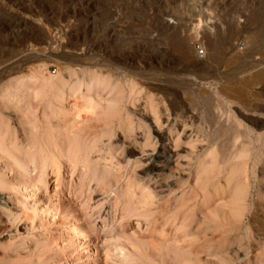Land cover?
<instances>
[{
  "label": "rangeland",
  "instance_id": "rangeland-1",
  "mask_svg": "<svg viewBox=\"0 0 264 264\" xmlns=\"http://www.w3.org/2000/svg\"><path fill=\"white\" fill-rule=\"evenodd\" d=\"M216 4L0 0V264H264V0Z\"/></svg>",
  "mask_w": 264,
  "mask_h": 264
},
{
  "label": "bare ground",
  "instance_id": "bare-ground-1",
  "mask_svg": "<svg viewBox=\"0 0 264 264\" xmlns=\"http://www.w3.org/2000/svg\"><path fill=\"white\" fill-rule=\"evenodd\" d=\"M212 1H214V3H215V5H217L216 4V2H217V0H212ZM224 11V10H223ZM198 12V11H197ZM244 12V11H243ZM195 17V16H194ZM198 18V17H197ZM164 21V20H163ZM200 21H201V19H200ZM10 22H11V20H10ZM164 22H169V20L168 21H164ZM17 23H18V20H17ZM20 23V22H19ZM160 23H162V22H160ZM200 23H202V22H200ZM87 24V23H86ZM168 24V23H167ZM19 25V24H18ZM18 25H16L15 23H6V22H4V25L3 26H5V27H18ZM164 25V24H163ZM227 26V25H226ZM229 26V25H228ZM160 27V26H159ZM230 27L231 26H229V32H231V34L233 33L231 30H230ZM215 28V27H214ZM217 29H218V27H216ZM236 29V28H235ZM239 28H237V30H238ZM204 30V29H203ZM234 31V30H233ZM76 32V31H75ZM241 36V35H240ZM234 37V36H233ZM178 38V37H177ZM213 38V37H212ZM176 41V40H175ZM184 43H186V42H184ZM210 43V42H209ZM232 43V42H231ZM179 44H183V42H181V43H179V42H177V43H174V48H179ZM212 44V43H211ZM216 44V43H215ZM122 45V44H121ZM217 45V44H216ZM102 46V45H101ZM106 47L105 48H108L109 46H107V45H105ZM134 46V45H133ZM171 46V45H170ZM186 46V45H185ZM184 47V46H183ZM223 47V46H222ZM134 48H135V52L136 51H140V52H142V55H141V60H140V63H144V65L145 64H147V65H152L159 57H155V56H153V55H150L149 53H147L148 51V49L147 48H149L148 47V43H142V44H140V45H137V47H135L134 46ZM181 48V47H180ZM109 49V48H108ZM108 49H106V50H108ZM231 49H232V47H231ZM133 50V49H132ZM157 50V52L160 54L161 53V51L163 50V48H158V49H156ZM233 50V49H232ZM234 51V50H233ZM220 52V51H219ZM147 53V54H146ZM184 53V52H183ZM182 53V54H183ZM116 55V54H115ZM161 55V54H160ZM165 55V54H164ZM187 56V55H186ZM234 56V55H233ZM236 56V55H235ZM240 56H242L241 58L245 61V63H244V65L241 67H239V68H236V69H233L231 72L233 73V71H234V74L236 75H244L243 76V78H247V77H250L252 80L253 79H257V81L259 80V81H261V80H263V78H264V68H262V69H258L257 70V68H259L260 66H262L261 64L263 63H254L253 62V60H251V58H252V55H251V53L249 52V53H247V51H246V53L243 55V54H241ZM240 56H237V57H239L240 58ZM124 57H123V55H121L120 54V56H119V59H123ZM161 59V58H160ZM245 59H248L249 61L247 62V60H245ZM264 61V60H263ZM261 62V61H260ZM159 63V62H158ZM156 64V63H155ZM165 65V64H164ZM194 65V64H193ZM154 66V65H153ZM161 66V65H160ZM199 67V66H198ZM219 69V68H218ZM215 75V74H214ZM218 75H216V79L214 78V80L216 81V83H219L221 80L219 79L220 77H217ZM220 76V75H219ZM212 77V76H211ZM212 79V78H211ZM220 80V81H219ZM51 82V81H50ZM254 82V81H253ZM215 83V84H216ZM220 84H221V82H220ZM223 85V84H222ZM50 87V86H49ZM264 90V89H263ZM64 91V90H63ZM264 93V92H263ZM263 93H261V92H258V93H256L255 94V96H254V100H262V98L264 97V94ZM233 95V94H232ZM237 95H240V94H237ZM236 96V95H235ZM241 96V95H240ZM57 97H58V94H57ZM248 106H249V104H248ZM256 106V105H255ZM207 108V107H206ZM259 108V110H260V107H258L257 106V109ZM249 109V108H248ZM251 110H253V109H251ZM253 111H257V110H253ZM262 114V113H261ZM257 116V115H256ZM260 122V121H259ZM218 123V122H217ZM219 125V124H218ZM231 125V124H230ZM223 127V126H222ZM221 126H219V128H217V129H215L216 131H215V133H214V135H213V143H214V145L215 144H220V142H219V139L222 137V136H225V135H227L228 134V131H230V130H227V129H224V127L222 128ZM226 128V127H225ZM243 133V132H242ZM240 134V133H239ZM238 136V135H237ZM262 136V135H261ZM263 137H264V135H263ZM256 138H258V137H256ZM224 142V141H223ZM228 142V141H227ZM255 142V141H254ZM253 142V143H254ZM259 142H261L260 144H261V147L262 146H264V138H260L259 137ZM252 143V144H253ZM221 144H222V142H221ZM221 144H220V146H221ZM256 145V144H255ZM259 144L257 143V146H258ZM220 146H218V147H220ZM220 148H222V147H220ZM224 148H225V146H224ZM218 149V148H217ZM254 149V148H253ZM257 150H258V147H257ZM264 150V149H263ZM249 151V150H248ZM256 151V150H255ZM248 153V152H247ZM249 154H250V152H249ZM248 154V155H249ZM247 155V156H248ZM246 156V155H245ZM246 156V157H247ZM255 156V155H254ZM55 158V157H54ZM248 159H249V157H248ZM56 160H57V158H56ZM246 160V159H245ZM254 160V159H253ZM255 160L257 161V162H261V161H263L264 160V158H263V156L262 155H259V153H257V156L255 157ZM247 161V160H246ZM255 161V162H256ZM55 162V161H54ZM53 162V165L54 166H56V167H60V165L58 164L59 162H55L54 163ZM243 162H244V160H243ZM245 163V162H244ZM264 163V162H263ZM262 163V164H263ZM244 165V164H243ZM247 164H245V166H246ZM241 166V165H240ZM245 166H243V167H245ZM242 167V168H243ZM61 168V167H60ZM238 168H240V167H238ZM237 168V169H238ZM262 168V167H261ZM239 172V171H238ZM243 172V171H242ZM245 173V172H244ZM243 173V174H244ZM247 173V172H246ZM58 174V173H57ZM242 174V173H241ZM242 174V175H243ZM241 175V176H242ZM45 177H46V175H45ZM45 177H44V179H45ZM240 177V176H239ZM238 177V178H239ZM243 177L244 176H242V179H243ZM244 182V181H243ZM242 182V183H243ZM247 182H249V181H247ZM249 184V183H248ZM247 184V185H248ZM28 185V195H29V198L32 196V194L34 195L35 194V192H36V190H37V188L38 187H36V181H32L31 183H29V184H27ZM239 186V185H238ZM259 186V185H258ZM27 187V186H26ZM238 188V187H237ZM27 190V189H26ZM261 190V189H260ZM214 192V191H213ZM261 192V191H260ZM37 193V192H36ZM221 193V192H220ZM263 193V192H262ZM212 194V193H211ZM242 195H243V199L245 198L244 196H247V192H243L242 193ZM24 197H25V194H24ZM240 197V196H239ZM28 198V197H27ZM26 200H28V199H26Z\"/></svg>",
  "mask_w": 264,
  "mask_h": 264
}]
</instances>
